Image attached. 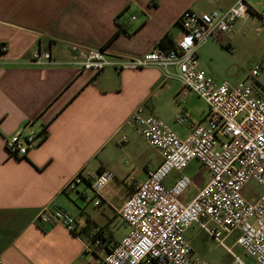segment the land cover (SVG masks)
Returning <instances> with one entry per match:
<instances>
[{
    "label": "crops",
    "instance_id": "1",
    "mask_svg": "<svg viewBox=\"0 0 264 264\" xmlns=\"http://www.w3.org/2000/svg\"><path fill=\"white\" fill-rule=\"evenodd\" d=\"M254 1V2H253ZM256 11L255 0H247ZM234 0H0V264H97L125 236L129 227L116 209L138 183L162 161L160 153L129 122L139 106L168 124L181 138L187 136L207 111L199 97L163 70L79 72L72 65L39 66L31 61L48 51L61 62L73 53L70 44L102 48L115 55L142 56L160 50L159 41L181 35L179 18L187 9L199 13L227 9ZM135 16V20H128ZM264 25L256 15L238 19L223 39L197 45L200 68L217 83H230L237 72L215 62L222 47L232 41H264ZM174 73L175 69L171 68ZM241 81V80H240ZM237 81L231 85L240 83ZM262 84V80L258 79ZM254 92L258 88L254 85ZM201 100V99H200ZM184 118L183 122L177 120ZM46 131L45 138L25 157L9 154L5 141L23 125ZM157 155L146 154V147ZM184 170L198 187L211 178L193 168ZM113 174L105 201L96 206L88 183L64 191L77 173ZM179 177L172 172L170 187ZM195 194L190 188L188 202ZM49 204H63L83 221L76 234L59 224L37 219ZM98 230L101 244L83 252V241ZM194 253L210 264H229L231 255L218 252L214 240L195 224L186 230ZM236 236L229 237L228 245ZM231 239V242L229 241ZM214 244L212 248L209 243ZM235 248V252H237ZM147 264V263H143Z\"/></svg>",
    "mask_w": 264,
    "mask_h": 264
},
{
    "label": "built area",
    "instance_id": "2",
    "mask_svg": "<svg viewBox=\"0 0 264 264\" xmlns=\"http://www.w3.org/2000/svg\"><path fill=\"white\" fill-rule=\"evenodd\" d=\"M254 15L264 25V8L256 11L247 0H234L227 9L205 13L187 9L179 18L182 32L175 49L155 50L137 57L74 43L70 44L73 53L65 62L56 60L48 51L34 55L32 64L72 65L79 72L158 67L165 79L176 78L207 106L203 119L184 138L162 119L147 113L144 106L133 112L129 122L160 153L162 161L116 209L129 231L110 250L96 255L97 264H210L206 257L194 253L184 236L195 224L231 255L229 264H264V85L258 83L264 56L248 73L258 88L256 94L254 86L244 82L231 85L214 81L200 68L196 53L200 43L209 39L221 41L223 35L234 30L238 19ZM134 20L132 16L131 21ZM177 120L183 122L184 118ZM45 136V130L34 131L27 123L6 139V148L10 155L22 158ZM192 161H198L211 174L203 187L184 174ZM172 172L179 177L167 187L166 180ZM112 179L109 171L98 175L77 173L64 191H76L78 185L88 183L95 194L94 204L100 206ZM250 182L260 186L261 193L254 199L243 193ZM191 187L195 194L185 202L184 196ZM37 219L59 224L73 234L83 224L63 204L46 205ZM233 235L234 243L228 245L226 241ZM102 241L103 231L94 232L88 241H83V252H93L92 244ZM236 247L240 254L235 252ZM244 256L252 261L244 260Z\"/></svg>",
    "mask_w": 264,
    "mask_h": 264
},
{
    "label": "rangeland",
    "instance_id": "3",
    "mask_svg": "<svg viewBox=\"0 0 264 264\" xmlns=\"http://www.w3.org/2000/svg\"><path fill=\"white\" fill-rule=\"evenodd\" d=\"M254 2V1H253ZM256 6H262L264 4V0H255L254 3ZM128 20H131V16H129ZM259 21V19L257 18ZM264 34V32H263ZM264 56V41H232V45L230 47L220 48L216 57L215 62L222 64L225 66L227 70L237 72L236 78H233L230 81L231 84L236 83L237 81L244 82L247 85H252L254 80L248 77V73L255 67V65L263 58ZM258 79L262 80V84H264V65L260 71ZM200 103L205 106V102L200 100ZM145 146V145H144ZM146 147V154H152L155 158L157 155L155 154L152 148ZM193 170H196V174H200L204 176L205 168L195 167ZM192 188V187H191ZM244 195L248 199H254L255 195H259L260 186L250 182L248 186L243 191ZM231 242V239L229 240ZM210 247L214 244L209 243ZM218 247V252H224L225 248ZM241 250L237 248V254H240ZM244 260L252 261L250 258L244 256Z\"/></svg>",
    "mask_w": 264,
    "mask_h": 264
},
{
    "label": "trees",
    "instance_id": "4",
    "mask_svg": "<svg viewBox=\"0 0 264 264\" xmlns=\"http://www.w3.org/2000/svg\"><path fill=\"white\" fill-rule=\"evenodd\" d=\"M159 46L163 50L175 49V42L171 39L169 34H165L159 41Z\"/></svg>",
    "mask_w": 264,
    "mask_h": 264
}]
</instances>
